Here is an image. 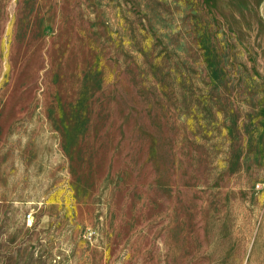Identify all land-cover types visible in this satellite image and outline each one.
<instances>
[{"label":"rangeland","instance_id":"rangeland-1","mask_svg":"<svg viewBox=\"0 0 264 264\" xmlns=\"http://www.w3.org/2000/svg\"><path fill=\"white\" fill-rule=\"evenodd\" d=\"M0 264H264V0H0Z\"/></svg>","mask_w":264,"mask_h":264}]
</instances>
